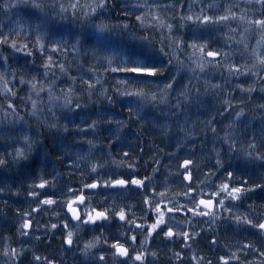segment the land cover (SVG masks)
Segmentation results:
<instances>
[{
    "label": "snow or ice",
    "instance_id": "6c2138e0",
    "mask_svg": "<svg viewBox=\"0 0 264 264\" xmlns=\"http://www.w3.org/2000/svg\"><path fill=\"white\" fill-rule=\"evenodd\" d=\"M117 4L120 5L121 14L124 17L134 16L140 28L143 31L149 29L158 32L159 38L152 39L147 35L138 37L140 45L137 49L129 50L124 45L117 43L116 37H123L125 34H135L133 29L136 25L119 21L117 23L109 22L107 14L110 10L115 9ZM177 4L180 0H177ZM177 4H168L164 0H0V12H3L8 18L9 23L15 27L7 28L0 24V50L9 52V55L0 54V64L7 70L11 53L21 54L19 59L34 56L38 51L42 57H45L44 63L41 65L44 69L43 73L37 75H29L25 77L24 66H21V75L17 81L16 70L11 73L0 71V92H3L5 99L8 101L6 106H0V138L6 143V148L10 149L0 155V167H6L9 163L23 166L22 162L29 161L32 153L37 146V140L32 135V129L29 125L25 127V119L20 115V109L14 103L15 98H19L25 102L24 111L29 117L37 122L38 127L58 128L57 122H49L44 115L46 112L55 115V110H66L67 112L77 113L82 110L86 103H82L87 98L91 101L94 94L98 91L97 86L101 85L99 76L95 80L91 78L85 79L83 75H71L70 67L65 61H56L53 54L67 53L68 41L63 38L61 30L65 21L71 23L79 22L81 32L73 33L75 43L72 44L73 54H79L84 48L85 43L90 49L92 58L104 68V71L112 73L131 74L129 79L121 80L118 83L123 89L117 88V92L122 97L127 98L128 120H114L112 117H97L96 119H83L81 124L75 125L77 135L92 139H85L77 142L75 146L81 151L75 153L76 159L88 169L89 173H96L97 178L91 183H84L77 194V190L68 188L71 198L58 200L53 195L45 196L40 199L42 193L36 189H46L55 187L56 177L51 180L41 177L38 183L29 185L28 196L34 198L36 207L22 215L23 220L18 228V232L23 237L30 235L29 229L32 228V213L39 214L43 210V206L57 205L66 207L67 212L63 218V230L65 235L62 243L71 249L76 245L83 256L81 264H152L147 260L151 255L156 257L157 253L150 248V241L156 237L162 236L169 242L175 243L179 240L185 248L190 247L189 241L195 240L200 233L186 230L185 225L189 229L193 227L192 219L188 217V213L192 217H210L212 222L217 219H229L237 225H245L251 229L257 230V234L261 237L259 244L253 241L242 243L236 251H230V255L220 256V264H252V261L241 260L238 253H243L246 258L249 252L257 253L260 260L259 264H264V219L256 220L247 213L239 214L234 209L237 207L234 203L228 206L226 201H241L249 192L260 189L264 192V175L261 176V182L248 186V180L244 179L239 185L233 186L230 182H222L216 185V190L211 192L208 199L203 198V190L198 198L192 197L194 191L192 187V166L196 162L193 159L186 158L178 165V171L183 176L184 181H188L185 185V191L178 195L186 197L191 204L180 205L175 199H167L168 188L157 192L155 187L152 188L151 198L146 196L143 203L147 205L148 211L151 212L155 219L148 224L144 221V217L139 219L141 223H137V217L133 213L129 217V206H121L118 210L103 208L97 210L92 207L90 202L85 211L81 212L78 205L85 204L86 196L83 194L84 189H97L103 187L105 189H124L129 185H135L138 188L145 187V181L150 177L145 176L143 179L125 178L128 173H117L116 169L112 170V175L108 179L101 181L99 171L105 167L99 158L93 159L94 151L97 149L96 138L98 129L101 124H108L109 140H108V161L116 168L127 167L134 168V163L126 162L123 157H129L128 152L122 153V159L116 160L111 156V148L121 141L124 129L128 127V122H136L141 129L145 125L156 128L162 138L168 140L169 146L173 140H176L177 151L167 153L169 158L178 155L179 151L184 148L183 141H188L192 135V129L187 127L188 111L191 106L197 108L202 105L200 99L202 93L200 89V81L203 79L204 94L209 89L219 95L224 93L221 98V106L223 111L219 115L224 116L225 113L234 116L228 124L223 127L224 135L220 136L215 125V116H212L205 123V127L211 131L214 139L219 140L221 144H227L228 151L237 153L238 139L246 137V147L239 149V159L242 160V167L245 171L248 169L264 170V104L258 105L260 111V125L257 128L251 122H246V114L243 106L238 110L236 105L232 103L233 90L228 89L230 81L238 82L241 77H255L264 85V0H231V2L218 5L215 3H201L198 12H193V4L188 5V13L181 12L178 16L169 17L166 13L177 7ZM21 9H27L26 13L29 19L24 20L22 17L13 20L14 16L19 17ZM176 20L177 23L172 21ZM192 25L191 35L185 39L183 35H178L179 29ZM208 28H226L225 44L227 50H214L209 48V41L206 38L205 29ZM255 35V45H250V38ZM60 36L59 39H56ZM31 37V39H29ZM159 44L157 48L156 45ZM234 46V47H233ZM242 57V63L237 64L235 57ZM168 57L167 65L172 66L175 61V67L179 73L190 74L187 76V83L177 90L178 83L176 76L171 77L169 82L165 83L162 88L157 85V91H151L152 85L156 80L165 73V65L161 57ZM183 57V58H182ZM170 70V68L168 69ZM90 71L95 72L96 67L92 66ZM214 71H221L223 83H211L207 77ZM226 72V75L224 73ZM11 75L12 80L7 79V75ZM61 77H66L63 81L65 86L57 87V81ZM17 81L21 85L28 88L27 95L18 97V90H14L9 85ZM195 81V83H194ZM235 88L241 92L251 94L255 89L251 86L244 87L243 83H235ZM264 92V87L261 88ZM176 93L173 97L172 93ZM46 93L45 100L42 94ZM100 94L112 103V97L107 95V90L101 87ZM175 99V104H172ZM249 99L251 96L249 95ZM151 104L153 108H157L160 116H149L145 112V106ZM244 102L241 101V105ZM30 104V107L28 106ZM163 105V108H159ZM165 108L167 112H165ZM227 118V117H225ZM90 120V122H89ZM173 120L175 123H173ZM115 124V129L111 125ZM83 125V126H82ZM251 127V132L248 131ZM175 128V132L173 129ZM243 128V131L240 129ZM63 131L68 132L67 124L63 125ZM183 134L177 139L179 134ZM84 144L87 149L83 150ZM102 151V149H101ZM143 151V149H141ZM216 155L215 167L217 170H223L226 174L227 181H231L236 170H228L225 167L221 152L213 146ZM163 152V149H160ZM159 165V160H154ZM157 167L154 171H158ZM205 177L215 175L209 172L204 174ZM201 184L205 181H201ZM199 186V185H198ZM4 189L0 188V192ZM167 201V202H166ZM214 201L216 202L214 204ZM163 205V207H162ZM202 206V207H201ZM218 206L219 215L214 208ZM251 207V206H250ZM127 209V210H126ZM183 211L185 219L178 221L175 214ZM223 213H228L224 217ZM167 214H172L169 219L173 223H168L165 219ZM59 218L60 214L56 213ZM118 218L119 221L128 225V231L120 235L113 236L111 243L104 236L103 231L99 235L93 234L90 239L84 240L81 233H95L97 228L103 229L106 222ZM75 223H72V222ZM71 224V227H70ZM57 223L50 225L51 229L58 228ZM163 226V227H162ZM166 229V230H165ZM203 228H201V232ZM131 233V235H129ZM138 235H143V239L137 245ZM122 237V238H121ZM5 241L10 237H5ZM40 240V236L35 237ZM211 243H217L213 238ZM82 245V246H81ZM24 250L19 251L5 244L0 253L5 259L4 264H18L19 259L23 256ZM174 255L181 259V253L175 252ZM197 264H212L211 260L204 262L203 257H192ZM33 261L36 264H56L55 258L41 257L33 255Z\"/></svg>",
    "mask_w": 264,
    "mask_h": 264
},
{
    "label": "trees",
    "instance_id": "16d2710c",
    "mask_svg": "<svg viewBox=\"0 0 264 264\" xmlns=\"http://www.w3.org/2000/svg\"><path fill=\"white\" fill-rule=\"evenodd\" d=\"M64 2H66V0H64ZM164 2L168 4H177V0H164ZM228 2H231V0H180L183 7L177 4V7L169 10L166 15L175 17L181 12L187 14L189 4L194 5L192 9L193 12H198L201 3L223 5ZM19 12V17L14 16L13 20L20 17L24 20L29 19L26 14L28 12L27 9H21ZM107 16L111 23H117L118 17L119 21L129 23L130 25H136L133 29L135 38L130 34L115 38L118 44L124 45L129 50H134L139 47L140 41L138 37L140 35H147L154 40L159 38L158 32L151 29L143 31L138 22L135 21L134 16L130 15L124 17L121 14L119 4H117L115 9L110 10ZM172 22L177 23L176 20ZM0 24L5 25L6 30L7 28L15 27L14 23H9V18L3 12H0ZM191 27L194 26L189 24V26L179 29L177 34L183 35L184 38L187 39L191 35ZM81 30L79 22H64L61 34L63 38L68 41L69 51L67 53L61 52L53 54V59L56 61H65L70 67L71 75L73 76L83 75L85 79L91 78L92 80H95L97 76H99L101 85L97 86L98 91L94 94L92 100L87 101V98H85V101H82V103H86V106L82 110H78L75 114L60 109L55 110L54 116L46 112L44 115L50 123H58V128L55 129L46 126L38 127L37 122L30 118L28 113L23 110L25 102H22L19 98H15L14 100V103H16L20 109V115L25 119V127L31 126L32 135L37 140V146L32 156L29 161L22 162L23 166L9 163L6 167H0V188L4 189L3 192H0V253H2L6 243L10 244L11 247L16 248L18 251L23 248L24 254L19 259L18 264H36V262L33 261V255H40L41 257L46 256L50 259L55 258L56 264H81L84 258L81 255L80 249L76 245L68 249V246L62 243V238L65 235V230H63V218H65L66 207H59L57 205L43 206V210L39 214L32 213L31 219L33 220V225L32 228L28 230L30 232L28 237H23L18 232V228L23 220L22 215H18V213L22 214L36 207L34 198L29 197L27 193L30 190L29 185L38 183L41 177L51 180L53 176H55L56 184L55 187L36 189V191L42 193L40 199L54 194L53 198L58 200L71 198V194L67 191L68 188L77 190V194H79V190L84 183H91L97 178L96 173H89L87 167L76 159L75 153L81 151L79 147L75 146L77 142L85 139H92L93 137L91 135L88 137L77 135L75 125L81 124L83 119H88L89 117L91 119H96L97 117H112L114 120H123L126 122L128 120L127 98L119 95L116 90L117 88L123 89V86L118 82L129 79L131 74L104 71V68L92 58L90 49L86 43L79 54H73L71 47L72 44L75 43L73 33H79ZM204 31L209 41L210 49L227 50L225 44L226 28H208ZM59 38L60 36L56 37V39ZM256 38L255 35L250 38V45H255ZM29 39H31V37H29ZM156 47L158 48L159 44H157ZM0 54L9 55V52L0 50ZM48 54L51 53H46L45 57H42L37 51L33 57L25 61L24 59H19L21 54L11 53L8 69L6 70L4 66L0 64V71L11 73V71L15 69L18 81L19 76L22 74L21 66H24L25 72L23 74H25L26 78H28L29 75H37L39 77L44 71L41 65L44 63L46 55ZM161 59L164 62L166 70L164 75L159 77L152 85L151 91H157V85L162 88L173 76L177 78L178 83L176 84V88L179 90L183 84L187 83V76L190 74L184 73L183 70L178 73L175 67V61H173L172 66H168V57L163 56ZM235 62L237 64L242 63V57L237 55L235 57ZM92 66L96 67L95 72L90 71ZM169 68L170 70H168ZM224 75H226V72ZM223 78L221 71H214L207 77L213 84L223 83ZM7 79L12 80L10 74L7 75ZM65 79L66 77H61V80L57 81V87L65 86L63 84ZM203 79L204 78L201 79L199 84L202 93L200 99L203 103L199 108L195 105L191 106L187 114V127L192 129L193 135L188 141H183L185 145L183 150L179 151L178 155L173 158H169L166 154L177 151L176 140H173L169 146L168 140L162 138L158 130L153 126L145 125L144 128L141 129L136 122H128V127L123 130L124 134L121 137V141L116 143L115 147L111 148V156L116 160H121L122 153L128 152L129 157H123V159L126 162L134 163V168L129 169L126 166L116 168L115 165L107 163L109 159L107 155L109 152L108 128L110 126L106 123L101 124L95 140L97 149L94 151L93 155L94 160L99 158L102 163H105L104 169L98 170L101 181L108 179L109 176L112 175L113 169H116L118 174L128 173L129 175L125 178H131V176L134 175L136 178L143 179L145 176H148L150 180L145 181V187L143 188L129 185L125 189L114 190L100 187L92 192L84 189L83 194L88 199L85 204L78 205L81 212L86 210L89 202L91 206L97 208V210L106 207L118 210L119 207L127 205L130 208L129 217L134 213L135 217H137V223H141L142 221L139 218L144 217L143 222L150 224L154 221L155 216L148 211V207L143 203V200L146 196L151 198L150 194L153 187H155L157 192L163 191L164 188L167 187V199H175L180 205L187 204L190 207L191 204L188 199L183 195H178L185 191L186 185L183 176L180 174L182 170L178 171V165L186 158L193 159L196 162L195 166H192L193 180L191 183L194 189L192 192L193 198H198L200 196L201 189L203 190V197H210L211 192L216 190V185L222 182H230L233 186H236L241 184L244 179H247L249 187L255 183L261 182L260 178L264 175V170L256 168L245 171L242 167V160L238 158L240 155L239 149L247 145L246 137L238 139L237 153L233 154L228 151L227 144H221L219 140L214 139L211 131L205 127L204 122H207L212 116H215V125L219 131V135L223 136V127L233 118L234 111L231 115H229V113H225L224 116L219 115V113L223 111L221 98H223L224 93L221 92L217 95L209 89L207 94H204L205 86L203 84ZM17 81H13L9 86L13 87L14 90H18V97L26 96L28 92L27 86L21 85ZM235 83H243L245 88L251 86L255 91L251 94L241 92L239 89L235 88ZM101 87L103 90H107V95L113 98L111 104L100 94ZM262 87H264V85L255 77H241L240 81H230L228 84L229 90L235 89L232 95V103L237 106L235 110L243 106L246 114V122H251V124L255 125L257 128L260 125V111L258 105L264 104V92L261 91ZM175 95V92L172 93L173 97ZM249 95L251 99H249ZM42 96L45 100L47 99L46 93L42 94ZM241 101L244 102L242 105ZM7 102L3 92H0V106H6ZM175 102V99H172L171 103L175 104ZM28 106L30 107V104H28ZM163 107V105H159V108ZM145 112L149 116H160L159 110L153 108L150 103L145 106ZM165 112H167L166 108ZM173 123H175L174 120ZM65 124L68 126V132L63 131V125ZM111 127L114 130L115 124L111 125ZM240 130L243 131V128ZM251 130V127H249L248 131L251 132ZM173 131L175 132V128ZM182 135V133L179 134L177 139ZM214 145L215 148L221 152V158L223 159L225 167L231 165V167H228V170L239 169L235 172L231 181H227L226 174L222 169L217 170L215 167L216 155L213 151ZM86 149L87 145L84 144L83 150ZM141 149H143V151H141ZM160 149H163V152H160ZM9 150L10 149L6 148L4 139L0 138V155ZM154 160H159V165L154 163ZM157 167L159 170L154 171ZM209 172L215 173V175L206 178L204 174ZM201 181H205V183L201 184ZM233 203L237 206L234 209L237 213H247L256 220L264 219V192L260 189L247 193L241 201H226L228 206H232ZM214 211L219 215L220 209L218 206L215 207ZM56 213L60 214L59 218ZM171 215L172 214H167L165 217L168 223H173V221L169 219ZM187 215L192 219L193 227L189 229L188 226L185 225V229L193 231L194 233H200L199 236H196L195 240H190L188 242L190 247H183L179 240L175 243L169 242L163 238L162 233L159 237H156L154 234V238L150 241V248L157 253V256L152 257L149 255L147 257L148 261L152 262V264H197V261L192 260V257L196 256L197 258L203 257L204 262L211 260L212 264H220L219 257L222 255L225 257L229 256V249H231V251H236L242 243H247L249 241L259 244L261 239L257 234V230L251 229L243 224L237 225L234 221L229 219H217L215 222H212L210 217H192L191 213ZM223 215L227 217L229 214L223 213ZM175 219L183 221L185 219L184 212L181 211L176 213ZM52 223H57L59 225L58 228L51 229L50 225ZM201 228H203L202 232ZM101 231H103L104 236L107 237L109 243H111L113 236L128 231V225L119 221L118 218H115L106 222L103 229L97 228L95 233H81L80 235L86 240L90 239L93 234L99 235ZM129 235H131V233H129ZM36 236H40V240H36ZM5 237H10V240L6 242L4 239ZM143 238V235H138L137 245ZM213 238L217 240L215 245L211 243ZM175 252L181 253V259H178L174 255ZM238 254L241 256V260L246 259L252 261V264H259L260 258L257 253L249 252L246 258L243 253ZM4 259L5 258L0 255V264H4ZM231 264H236V261H232Z\"/></svg>",
    "mask_w": 264,
    "mask_h": 264
},
{
    "label": "bare ground",
    "instance_id": "6f19581e",
    "mask_svg": "<svg viewBox=\"0 0 264 264\" xmlns=\"http://www.w3.org/2000/svg\"><path fill=\"white\" fill-rule=\"evenodd\" d=\"M185 183L187 184V182L185 181ZM117 189H120V188H117ZM125 189V188H124ZM111 190H114V189H111ZM203 198H205V199H208V198H211V197H203ZM216 202L214 201V204H215ZM215 209V208H214Z\"/></svg>",
    "mask_w": 264,
    "mask_h": 264
},
{
    "label": "water",
    "instance_id": "95a60500",
    "mask_svg": "<svg viewBox=\"0 0 264 264\" xmlns=\"http://www.w3.org/2000/svg\"><path fill=\"white\" fill-rule=\"evenodd\" d=\"M187 183H189L188 181H186ZM88 191H95L96 189H87ZM202 207V206H201ZM66 212H67V209L65 208ZM74 222V221H73Z\"/></svg>",
    "mask_w": 264,
    "mask_h": 264
}]
</instances>
